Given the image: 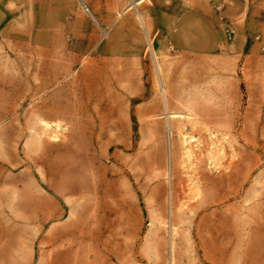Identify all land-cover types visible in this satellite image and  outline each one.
Segmentation results:
<instances>
[{
	"label": "rangeland",
	"instance_id": "374dc122",
	"mask_svg": "<svg viewBox=\"0 0 264 264\" xmlns=\"http://www.w3.org/2000/svg\"><path fill=\"white\" fill-rule=\"evenodd\" d=\"M79 4L0 0V264H264L256 93Z\"/></svg>",
	"mask_w": 264,
	"mask_h": 264
},
{
	"label": "crops",
	"instance_id": "0c3cea01",
	"mask_svg": "<svg viewBox=\"0 0 264 264\" xmlns=\"http://www.w3.org/2000/svg\"><path fill=\"white\" fill-rule=\"evenodd\" d=\"M78 1L79 7L83 4L90 10L95 24L102 33L106 32V38L116 34L138 35L142 31L145 35L170 36L177 50L191 51L196 59L209 56L216 68L211 81L229 84L235 100L240 86L246 92L256 93L264 123V0L226 1L221 15L234 31L230 44L225 43L217 20L216 6L223 0ZM98 3L104 7L98 8ZM105 26H109L108 31ZM254 64L256 79L248 86L242 77L243 70ZM233 74L236 78L239 75V81L234 80ZM244 113L243 109L238 112L241 123Z\"/></svg>",
	"mask_w": 264,
	"mask_h": 264
},
{
	"label": "built area",
	"instance_id": "2783aa9c",
	"mask_svg": "<svg viewBox=\"0 0 264 264\" xmlns=\"http://www.w3.org/2000/svg\"><path fill=\"white\" fill-rule=\"evenodd\" d=\"M226 1L227 0H223L221 4L216 6V12L218 13L217 20H218V23L220 25L222 32L225 34L226 39L231 40V38L233 37L234 31L231 28L230 24L226 22L224 17L221 15L223 5L226 3ZM80 7L83 13L89 14V10L85 5L81 4Z\"/></svg>",
	"mask_w": 264,
	"mask_h": 264
}]
</instances>
